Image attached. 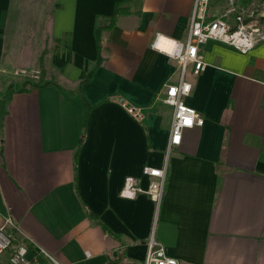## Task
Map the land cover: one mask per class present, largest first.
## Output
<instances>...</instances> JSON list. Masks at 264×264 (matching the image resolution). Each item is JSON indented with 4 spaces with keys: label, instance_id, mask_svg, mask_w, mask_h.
<instances>
[{
    "label": "crops",
    "instance_id": "crops-1",
    "mask_svg": "<svg viewBox=\"0 0 264 264\" xmlns=\"http://www.w3.org/2000/svg\"><path fill=\"white\" fill-rule=\"evenodd\" d=\"M50 1L42 52L7 35L25 31L12 15L43 32L39 10L0 0V224L10 215L18 239L62 264H143L152 229L178 264H264V41L246 52L200 46L206 67L188 69L185 102L204 122L168 154L156 208L148 195L119 191L129 175L146 187L142 168L165 162L172 107L157 97L178 65L154 43L185 38L196 0ZM118 1L123 11L107 27ZM41 56L56 86L17 85L5 99ZM125 106L147 115L136 120Z\"/></svg>",
    "mask_w": 264,
    "mask_h": 264
},
{
    "label": "built area",
    "instance_id": "built-area-1",
    "mask_svg": "<svg viewBox=\"0 0 264 264\" xmlns=\"http://www.w3.org/2000/svg\"><path fill=\"white\" fill-rule=\"evenodd\" d=\"M206 0H196L189 27L183 40L167 39L170 49L158 47L161 36L156 38L154 45L173 58L178 65V78L174 82L163 84L161 99L172 107V117L166 146L165 162L160 167L144 166L142 173L148 177L146 187L141 185L139 178L126 176L119 191V196L134 199L139 194L148 195L158 208L166 187L167 157L172 148L179 145L185 129L200 126L204 122L202 114L185 102L191 90V82L186 79L190 68L193 74L200 73L206 62L200 46L208 40L225 43L240 52H246L254 45L264 41V29L256 21H245L241 14L234 17L231 24L226 14L212 19L205 16ZM126 111L136 120L142 118V111L136 106H125ZM18 226L10 215L3 217L0 224V256L7 254L8 264H36L39 257L49 264H62L51 253L40 246L31 249L30 240L18 239ZM143 264H178V260L166 254L164 247L155 237L154 229L147 238V251Z\"/></svg>",
    "mask_w": 264,
    "mask_h": 264
},
{
    "label": "rangeland",
    "instance_id": "rangeland-1",
    "mask_svg": "<svg viewBox=\"0 0 264 264\" xmlns=\"http://www.w3.org/2000/svg\"><path fill=\"white\" fill-rule=\"evenodd\" d=\"M218 6L220 8L219 15L226 14V19L232 24L234 22V17L238 14H241L243 16V19L245 21H251L254 20L257 22V24L264 29V0H206V9H210V7ZM28 9V10H34L37 9L40 12V27L44 29L43 32L39 31L38 34L30 32V28L32 24L30 17H22V18H15L13 15L10 17V21L13 19L21 20L22 28L21 30L25 31L22 33L14 32L13 30L8 32V38L11 40L13 39H21L26 42L27 46H37L38 51H45L46 47L42 48L44 44H46L48 33L46 31L45 25L47 24V20L49 18V11L51 9V1L50 0H14L12 9L18 10V9ZM35 14V13H34ZM217 15V16H219ZM215 16V17H217ZM214 17L207 16L206 19H212ZM17 22V21H16ZM35 26H32V28ZM44 43V44H43ZM20 80L17 81L15 86L20 85L23 80L26 77H29L33 79L34 81H38L40 77V69L37 72H24L21 73L19 76ZM26 86H29L26 85ZM158 100L164 104L163 100L161 99V96L157 97ZM144 115H147V112L142 111V117L144 118Z\"/></svg>",
    "mask_w": 264,
    "mask_h": 264
},
{
    "label": "trees",
    "instance_id": "trees-1",
    "mask_svg": "<svg viewBox=\"0 0 264 264\" xmlns=\"http://www.w3.org/2000/svg\"><path fill=\"white\" fill-rule=\"evenodd\" d=\"M121 1H118L115 3V7H114V11L112 13V15L110 16V21H109V24L107 27H110L112 26L116 19H117V16L118 14H120L123 10L120 9L119 5H120ZM95 36H96V40L98 41L99 39V29H96L95 30ZM98 47V56H97V63L100 64L101 63V57L99 55V51H100V48H99V45L97 46ZM41 60H42V56L40 57V60H39V67H40V77H39V80L38 81H34L33 79L29 78V77H26L23 82L20 84L18 90H25L26 88V85H30V86H33V87H42V86H47V85H55L56 84L53 82L52 79H49V80H45L44 79V71L43 69L41 68ZM84 81H81V84L83 83ZM15 84L13 82H11L7 88H6V92H5V95H4V98L5 99H8L10 94L15 91Z\"/></svg>",
    "mask_w": 264,
    "mask_h": 264
},
{
    "label": "bare ground",
    "instance_id": "bare-ground-1",
    "mask_svg": "<svg viewBox=\"0 0 264 264\" xmlns=\"http://www.w3.org/2000/svg\"><path fill=\"white\" fill-rule=\"evenodd\" d=\"M158 45L160 46V47H162V48H164V46H163V42H158ZM171 46V45H170ZM164 49H167V48H164ZM170 49V48H169Z\"/></svg>",
    "mask_w": 264,
    "mask_h": 264
}]
</instances>
